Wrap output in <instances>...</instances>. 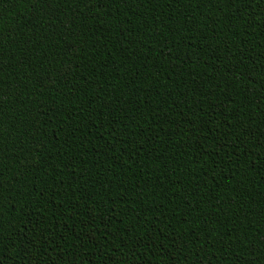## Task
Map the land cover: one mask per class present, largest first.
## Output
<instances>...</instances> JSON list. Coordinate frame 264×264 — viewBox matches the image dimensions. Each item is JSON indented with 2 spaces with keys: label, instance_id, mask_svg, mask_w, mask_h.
<instances>
[{
  "label": "trees",
  "instance_id": "trees-1",
  "mask_svg": "<svg viewBox=\"0 0 264 264\" xmlns=\"http://www.w3.org/2000/svg\"><path fill=\"white\" fill-rule=\"evenodd\" d=\"M0 264H264V0H0Z\"/></svg>",
  "mask_w": 264,
  "mask_h": 264
}]
</instances>
